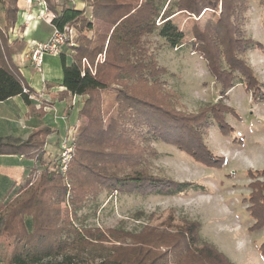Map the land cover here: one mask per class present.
Returning a JSON list of instances; mask_svg holds the SVG:
<instances>
[{"label":"rangeland","instance_id":"obj_1","mask_svg":"<svg viewBox=\"0 0 264 264\" xmlns=\"http://www.w3.org/2000/svg\"><path fill=\"white\" fill-rule=\"evenodd\" d=\"M55 1L60 4L64 0ZM245 1V10L235 20L237 28L244 39L258 41L262 46L246 47L245 52L238 57L244 59L258 82L259 90L264 92V0ZM74 2L76 6L81 5L83 8L82 3ZM40 5L47 10L45 4ZM84 7V14L91 19V6L85 4ZM220 8L219 3L217 10L206 13L207 17L215 20ZM198 18L192 16L189 19L184 14L173 17L185 33L181 46H168L154 31L148 35L141 52L146 51V55L152 56L158 67L166 70L164 73L155 72L159 83L153 91L160 98L159 102L174 111L178 118L203 114V119L195 127L199 142L203 143L209 154L222 156L223 164L203 162L189 154L185 148L181 149L177 144L166 142L159 136L155 138L142 123L136 124L133 121L134 113L127 112L126 109L123 110V116L127 117L117 115L112 97L115 87L126 82L137 92V88L153 85L148 81L137 82L127 78L109 82L107 91L98 92L103 111L99 116L101 121L96 120L97 124L106 126L110 114H113L118 131L114 137L107 129L100 128L101 134L98 135L95 134L96 131H92L94 139L88 151V158L92 160L88 164L94 170L103 172L102 174L129 176L141 172L142 175H151L155 179L191 182L187 190L176 193L144 192L145 187L115 190L111 189L114 184L101 175L94 181V178L88 176L78 177L77 170L76 175L66 173L68 169L61 171L65 149H69L66 153L69 156L67 168L75 158L74 130L78 109L85 96L82 99L65 97L61 102L58 100L60 103L56 110H46L44 115L33 117V122L38 123L33 127L50 125L54 128L49 140L56 142V145L52 151L46 150L42 159L35 162L37 171L33 173L31 180L37 174L39 176L42 169L49 172L59 170L63 174L62 178L56 177L49 185L56 189L65 186V196L53 194L50 198V191L46 197L53 206L59 208V226L63 227L61 238L74 237L75 232L86 238L84 247H80V256L96 258V261L101 257L110 258L115 263L122 264H133L141 257H154L144 255L151 250L147 242L162 236L166 229L168 232L175 231L181 237L180 231L175 230V227L183 225L181 222L186 220L198 223L196 235L199 241L213 244L233 264H264V256L259 250L264 239V226L252 227L255 218L248 209L251 205L248 201L250 194L257 190V186L252 183H264V173H259L264 168V101L252 96L253 89L245 86L244 77L239 79L241 74L238 69L234 71V85L226 92L221 91L222 87L210 73L205 59L190 44V26ZM205 19L206 16L198 21L199 24L202 25ZM160 22L157 18L155 23ZM0 23L2 24V20ZM22 25L18 21L15 29ZM72 29L73 34L79 33L75 28ZM81 33L89 38L92 36V31L86 29ZM21 51L22 48L17 53ZM64 53L66 62L70 64L71 53ZM104 58L103 49L95 61L101 63ZM45 61L54 70L60 68L62 71L60 54H44L42 62ZM45 67L42 63V68ZM40 76L41 73L36 71V79ZM32 88L36 91L35 87ZM216 103L219 104L217 110H213L211 107ZM217 116L229 127L222 130ZM120 132L123 136L116 138ZM205 153L208 154L206 151ZM12 158L14 157L0 156V203L6 205L21 197L20 187L26 176L17 184L18 180H14L8 173ZM31 169L32 167L28 169V173ZM248 170L252 174H248ZM37 185L35 182V186ZM5 209L6 207L0 210V255L10 252L13 247V237L2 227ZM25 222L28 230H31L30 215L25 218ZM178 246L180 248L175 252L176 255L182 259V264H188V251L184 252L181 244ZM158 249L163 250V247ZM167 257L168 264H178L174 262L176 256L172 253ZM0 264H3L1 256Z\"/></svg>","mask_w":264,"mask_h":264},{"label":"trees","instance_id":"obj_2","mask_svg":"<svg viewBox=\"0 0 264 264\" xmlns=\"http://www.w3.org/2000/svg\"><path fill=\"white\" fill-rule=\"evenodd\" d=\"M16 1L0 0L4 8V25L0 27V101L19 95L26 105H31L30 95L38 93L29 85L22 76L18 66L13 61L11 54L23 47L20 39L9 40L8 30L16 21ZM91 6L89 19L85 14V7L78 9L69 1L64 0L60 4L55 0H45L46 7L54 16L51 20L53 27L63 30L65 27H73L79 31L74 40V45L67 46L73 51L70 64L66 62L65 53L62 56V77L60 85L63 89L56 94V99L61 101L68 94L85 96L81 107L78 109V118L75 126L74 145L75 158L69 162L66 173L77 176L94 178L100 177L110 180L114 184L111 189L121 188L145 189L144 192H168L176 193L187 190L191 182H177L173 179L160 180L151 175L137 172L129 176L117 174H102L94 170L88 162L89 146L92 144L93 132L101 134L100 128L111 131L112 137L117 133L115 116L110 114L106 126L103 127L99 118L103 111L101 97L98 92L107 91L108 83L120 79H134L148 81L151 86L139 89L135 92L129 84L121 82L123 86L115 87L114 103L117 115L123 116V110L134 113L133 121L143 124L155 138L158 136L166 142L177 144L181 149L185 148L195 158L209 164L222 165L224 158L209 154L202 142H199L197 123L203 119V114L196 113L192 117H175L174 111L159 102L160 98L154 95V88L158 85L157 74L164 73V67H158L152 56H147L141 48L147 42V37L154 31L165 40L168 46L176 48L185 40V33L173 19L178 14H184L186 18L199 17L198 21L206 16L202 25L192 22L191 46L199 52L214 77L220 83L221 91L226 92L234 85V71L239 70L240 80L244 77L245 86L252 88V96L264 101V92L259 90L258 82L251 69L246 65L239 54H243L246 47L262 46L258 41L244 39L237 28L235 20L245 10V0H82ZM220 3V12L213 20L207 17L208 11L217 10ZM213 12V11H212ZM161 21L156 24V19ZM234 18V19H232ZM83 29L92 31L89 38L81 33ZM105 51L103 62L95 61L97 55ZM141 90V91H140ZM260 95V96H259ZM51 102L43 103L36 109L41 116L46 113L44 106H50ZM214 105V104H212ZM218 103L211 108L217 110ZM224 108H227L223 105ZM228 109L231 110L230 107ZM213 112V111H212ZM214 113V112H213ZM123 117H127L124 115ZM132 117V116H131ZM218 117V116H217ZM216 117V118H217ZM220 121V118H217ZM222 130L228 128L226 122L220 121ZM93 131V132H92ZM53 132L50 127H43L31 131L27 137L20 141L3 140L0 137V154H20L35 162L42 159L46 138ZM121 133V132H120ZM123 134H117L121 138ZM205 151L208 153L206 154ZM114 155V154H113ZM114 159H117L114 156ZM37 171L34 165L25 176L21 188V197L10 204L0 203L3 212L2 227L13 237V247L10 252L1 254L3 264H122L115 263L110 258L96 261V258L80 256V247L85 245L86 238L78 232L71 237L61 238L62 228L58 221V207L53 206L46 196L51 191L56 196H65L66 187L58 188L49 185L57 177L62 178L59 170L49 172L42 169L34 180L32 175ZM252 174L250 170L247 172ZM259 173H264V168ZM35 182L38 184L35 186ZM106 182V181H105ZM146 184V185H144ZM257 186L256 193L252 192L248 201V208L255 218L253 228L264 226V183L254 182ZM139 192V191H138ZM31 216L32 229L28 230L25 218ZM186 221V220H185ZM181 222L183 225L175 227L176 232L166 229L162 236L148 241L151 250L146 251L133 264H168L167 255L172 253L176 257L174 262L182 264V259L176 255V251L182 245L183 251H188L190 256L186 260L188 264H233L229 258L219 252L217 248L207 242L199 241L196 231L199 228L196 222ZM98 239V238H96ZM84 244V245H83ZM70 247V248H69ZM158 247H163L159 250ZM69 248V249H68ZM154 251H153V250ZM259 250L264 256V239L260 243Z\"/></svg>","mask_w":264,"mask_h":264},{"label":"crops","instance_id":"obj_3","mask_svg":"<svg viewBox=\"0 0 264 264\" xmlns=\"http://www.w3.org/2000/svg\"><path fill=\"white\" fill-rule=\"evenodd\" d=\"M77 1H79V3H83L81 0ZM16 7L17 20L10 26L8 35L9 40L18 38L22 42H24V48L22 47L21 53H17L18 51L12 53L11 57L29 85L36 88L38 95H30L31 105L29 106L23 102L19 95H15L3 101H0V137L3 140L9 141L23 140L33 130L48 126L50 127V125L33 127L34 125L38 124L33 122V117L35 115L38 116V114L36 113V109L39 106L43 105V103L46 104V102H51V105L44 106V109L56 110L57 105L61 101H63L61 100L59 102L56 99L57 92L63 89V86L60 85V79L62 77V71H60V68L54 70V68L48 65L47 61H45V63L42 62L46 66L45 69H43L41 66V69L38 70L32 62L26 60V55L31 48V42L46 41L52 33L53 25L51 23L45 22L41 17L37 16L38 12L42 9L40 3H35L34 5L29 6L24 0H17ZM76 8L81 9V5L76 6ZM29 14L34 18L27 20L26 18ZM3 16L4 8L0 5V20H2V24L0 23L1 28L5 24ZM18 21L22 22L23 25L22 27L19 26L15 29L16 23ZM66 51H69L71 55L73 54V51L71 49L64 46L62 48V53ZM36 71L41 73L40 78L36 79ZM51 79H55V81H51ZM75 97H80L82 99L83 96H72L71 94H68L66 96V98L71 99ZM51 129L54 130V128ZM51 136L52 133L49 134L46 138L44 154L46 153V150L52 151V149L55 148L56 142H52L49 140ZM0 156L14 157L12 158V160H10L12 166L9 168L8 173L12 175L14 180H18L16 182L17 184L23 176L27 175L28 169L36 164L33 159L25 158L20 154H0Z\"/></svg>","mask_w":264,"mask_h":264},{"label":"built area","instance_id":"obj_4","mask_svg":"<svg viewBox=\"0 0 264 264\" xmlns=\"http://www.w3.org/2000/svg\"><path fill=\"white\" fill-rule=\"evenodd\" d=\"M29 6L33 5L35 3H43L45 4V0H24ZM73 6H76L74 1L77 0H68ZM82 1V0H81ZM82 5L84 7L85 2L82 1ZM46 5V4H45ZM37 16L41 17L45 22L51 23V20L54 16L52 11L41 9ZM31 17V18H30ZM34 17L30 16V14L27 16V20L33 19ZM73 27H65L63 30H58L57 28L53 27L52 33L50 37L43 42H31V48L29 52L27 53V61L32 62L35 67L40 70L42 66V60L44 54H51V55H58L62 52V48L64 46H70L74 45V40L76 37V34L72 33ZM69 151V149H65V152L62 154V163H61V171H66L67 164H68V155L66 156V153Z\"/></svg>","mask_w":264,"mask_h":264}]
</instances>
